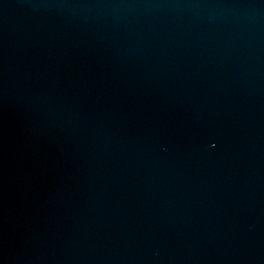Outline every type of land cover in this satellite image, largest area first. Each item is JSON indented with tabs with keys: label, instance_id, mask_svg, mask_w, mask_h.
<instances>
[{
	"label": "water",
	"instance_id": "water-1",
	"mask_svg": "<svg viewBox=\"0 0 264 264\" xmlns=\"http://www.w3.org/2000/svg\"><path fill=\"white\" fill-rule=\"evenodd\" d=\"M0 264H264V0H0Z\"/></svg>",
	"mask_w": 264,
	"mask_h": 264
}]
</instances>
